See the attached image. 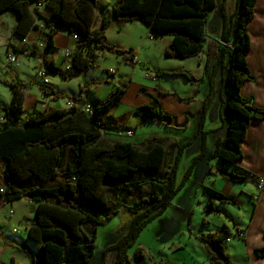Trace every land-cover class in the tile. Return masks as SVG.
<instances>
[{
	"label": "trees",
	"instance_id": "trees-1",
	"mask_svg": "<svg viewBox=\"0 0 264 264\" xmlns=\"http://www.w3.org/2000/svg\"><path fill=\"white\" fill-rule=\"evenodd\" d=\"M257 1L237 0L236 12L230 19L223 13L224 29L220 43L206 36L208 17L216 7V0H117L110 10L112 20L116 22L138 21L147 25L155 38L172 37L165 53L168 59L188 60L205 53L208 62L213 59L225 62L222 121L227 127V136L215 144L211 157L221 164L220 173L224 179L234 184L247 182L250 173L238 167L237 163L243 160L242 145L251 123L264 119V109L255 108L252 102L240 95L242 85L254 80L247 63L251 49L248 25L254 19ZM97 8V0H0V15L13 12L18 17L13 34L19 38L24 39L32 30L41 29L49 50L54 48V37L62 30L70 35H80L78 51L71 60V72L81 74L95 67L94 59L101 51L123 57L131 64L135 57L131 49L107 43L109 20L102 19L99 30L90 33ZM44 10L50 11L48 17L44 16ZM43 63L47 72L71 79L63 75L53 62L44 58ZM161 75L182 76L191 83L197 82L191 72L184 70L162 72ZM19 87L23 86L10 85L12 101L4 110L6 121L0 123V162H7V183L5 190L0 188V201L13 203L26 199L33 204L34 218L27 229V239L37 244V250L33 252L27 245L14 242H5V246L24 253L30 264H89L97 249V229L91 220L99 214L110 218L124 208L136 214L131 230L118 245L103 253L101 264L106 263L107 255L113 250L117 252L113 264H128L126 249L136 243L146 225L173 205L201 157L194 159L180 184L176 181L179 158L190 143L178 148L176 162L173 166L169 164L166 178L128 183L130 176L162 168L166 143L153 139L146 146H141L103 138L106 128L103 117H107L109 111L120 103L127 87L117 89L103 102L92 103L94 111L91 115L77 107L46 109L23 121V96ZM155 92L159 96L172 95L159 89ZM84 93L81 87L80 95L69 97V100L85 104ZM141 93L150 103L140 111L147 112L150 122L177 131L185 128L173 125L171 116L163 111L157 96L143 89ZM177 99L183 103L194 100ZM228 166L239 168L244 175L227 173L225 168ZM31 178L44 184H55L31 187ZM120 183L129 193L143 184L149 186V192L136 206V203L126 204L116 192L113 198L116 208L110 213L108 205L113 201L108 198L106 190ZM208 192L222 204L237 205L235 198L213 190ZM209 210L218 212L211 204H208ZM230 236L224 229L220 233L195 235V239L205 247L210 264H232L225 246ZM262 237L264 239V233ZM255 254L259 258L264 257V247L255 250ZM134 255L139 261L144 260L145 250L138 247Z\"/></svg>",
	"mask_w": 264,
	"mask_h": 264
},
{
	"label": "rangeland",
	"instance_id": "rangeland-1",
	"mask_svg": "<svg viewBox=\"0 0 264 264\" xmlns=\"http://www.w3.org/2000/svg\"><path fill=\"white\" fill-rule=\"evenodd\" d=\"M229 4V7L232 9L235 7L236 0H233V2ZM17 18L18 17L13 12H6V14H4L1 18V21L5 22L8 27L9 31L6 33L8 37L10 36L13 43H17V41H19V39L13 34L14 20L18 22ZM127 25L131 27V23H128ZM43 34H41L40 38L37 40L39 41L37 45L43 46L46 50V37H44ZM111 36H109L110 39ZM114 37L117 38L116 35H114ZM40 40H43L44 43H40ZM124 42H127V38L124 39ZM8 44L9 43L5 44V41L0 39V107L3 105L4 100L8 98V94L11 91L10 85H20L21 82L24 83L23 86L29 90L26 93L25 113L22 115L21 120L23 121L26 120L30 115L34 114L32 110V100L38 96L34 87L38 84H42L41 80L37 78V72H46V68L41 58L43 53L40 51L38 46H29L27 49L28 55H23L14 49V45L12 43H10L11 47L8 50ZM22 45L23 47H26L27 44L23 42ZM8 55L15 57L17 64L11 65L9 63ZM48 61L53 62L55 65V61L59 60L51 59ZM99 62H101V68H97L95 66L89 70L88 74V71L82 74L75 72L74 78L85 77L87 74L92 81L95 80L94 82L88 83V86H92L88 88L91 91H95L103 101L107 100L119 88L127 87V93L130 88L135 89L136 87L138 88L139 85L142 86V89L146 90L147 92H149V89H152L153 87L155 88L156 86H160L161 88H165L168 91L176 92L179 96L184 98L189 95V91L185 88V86H183L181 82L176 81V79H178L176 76L165 77L160 83H153V76H155V73H153L154 68L148 67L147 65H141V67L137 66L133 72L129 69H122L123 67H121L114 77V72L112 71L114 68H116L114 59L110 58L108 60L107 58V60H104L103 58H100ZM65 67L66 65L61 68V71L64 73V75L68 76V73H73L71 70L67 72ZM191 68L192 72L197 74L196 66L194 64H191ZM198 74H201V72ZM54 75L56 74L47 72V78L49 82L51 78L55 77ZM57 77L61 78L59 75ZM71 80L72 79H69L67 82L69 88L73 90L77 89L76 82ZM179 80L183 81L182 78ZM85 84L87 83H84L83 85L85 86ZM150 93L157 96V98L162 103L161 97L157 95L156 92L151 91ZM139 94L148 101L146 104L148 105L150 102L148 98L141 93V90L139 91ZM119 104L120 103H117L116 106L109 111L108 119H106V116L103 117L106 125L104 134L107 140L131 143L134 145H143L147 144L149 141H152L154 138L153 136H155L166 143V157L162 168L156 172H141L134 177L130 176L131 178L129 177L127 179L128 183H132L134 181L136 182L137 180H146L148 178H166V172L168 170L169 164L172 163V166L175 164L178 148L182 146V143H184L183 145L187 143L190 144L185 148L184 152H182L179 158V165L176 175L177 184L183 182L185 174L192 166L195 158L198 156L201 157L198 164L205 158L206 152L204 151L203 147H199V145L202 143L195 145V135L198 134V137H201L202 139V133L204 132L203 130L198 131V123L196 121L197 119L194 120L195 122L193 121L189 130L185 132L177 131L168 129L159 123L150 122L147 112L144 111L143 113L139 110V112L142 113L141 116L144 115L145 117V121L142 120L140 122L141 124L144 123L145 126L143 127V131L141 133L138 131L136 134V130L131 128V117L129 115H125V107H119ZM163 104L164 103H162V106ZM164 107L166 108V105ZM219 108L220 103L215 105V109L213 111V120L215 123L222 120L219 118ZM163 111L166 113L164 109ZM141 116L139 115V118H141ZM171 118L173 125L183 124L184 116L176 115V117L172 116ZM191 120H193V117ZM127 132H130L131 135H127ZM218 133L222 139H225L227 135V128L225 127L223 131L219 130ZM211 141L212 138L210 137V142ZM175 143L180 144L178 147H176V149L172 147ZM211 154L212 153L209 154L210 158L208 157V160L205 159L203 166L200 165L197 167V164L193 169V178H190V180L186 183L185 188L173 201V205L168 207L163 215L159 216L154 221L146 225L139 234L136 243L134 242V245L126 249L127 259L129 261L128 264H186L184 258L187 256V254L192 256L193 259L197 260L198 262H202L204 258L202 255L204 254L208 257V254L205 250V247L199 241L194 239L195 235L219 233L217 231L221 232L224 229L227 231L226 228H228L230 230V232L228 231L230 235L234 236V225L239 226L242 228L241 230L245 231V229L248 228L251 223L250 215L251 217L253 216L258 228L264 229V215H260L261 208L259 205L257 206L256 203L250 202L249 195L242 201L244 203L243 205L238 200L237 205H234L231 203L222 204L219 199L215 198H212L214 201V203H212L207 195L203 194V190L202 188H199V186L203 180L205 169L207 168L208 163L215 162L214 160H216L211 157ZM6 168L7 162L1 161L0 188L3 190H5L7 183ZM225 171L229 174L237 173L240 176L244 175V173H240L231 166L225 168ZM217 175L222 182L217 181V179L213 177H207L210 179H206L205 181L203 180L205 182L204 186L209 188L208 190H213L219 194H223L224 196L235 197L237 196L240 187H247V192H253V195L258 194L257 185L256 183H253L252 180H247V185L238 181L236 184L239 187H237L227 180L224 181V177L220 173ZM131 179H133V181ZM54 184L55 182L44 184L35 178H31L30 185L31 187H45L53 186ZM196 190L199 191L198 194H196ZM116 192L121 196L126 204L131 202L136 203L134 204L136 206L137 204L140 205L142 198L147 196L149 192V186L143 184L142 186L132 189L130 193L122 183L107 189L106 194L108 195V198L113 201L108 205V212L110 213L116 208V204L114 203L113 199ZM4 203V201H0V264H12L16 262L19 264H30L28 257L24 253L15 248L6 247L5 242L25 244L33 252L37 250V244L30 242L27 239V229L34 218V206L26 199H20L14 201L13 203H8L3 208ZM208 204H211L215 210H218V212H214L212 210L208 211ZM253 204H256L257 206L254 214H252ZM10 211H13L12 215H10ZM135 216L136 214L121 208L118 213L114 214L110 218H106L105 216L99 214L91 220L95 223L97 229V249L89 264H101L103 253L108 248L118 245L119 241L129 234ZM14 230H17V232L14 233ZM231 236V241L235 242L236 237ZM180 244L183 245V248L181 250H176L177 246ZM226 245L228 244H225V246ZM138 247H141L145 250L144 260L139 261L135 258L134 252ZM116 257L117 252L113 250L107 255L105 264H113ZM231 262L232 264H235L233 260H231Z\"/></svg>",
	"mask_w": 264,
	"mask_h": 264
},
{
	"label": "crops",
	"instance_id": "crops-1",
	"mask_svg": "<svg viewBox=\"0 0 264 264\" xmlns=\"http://www.w3.org/2000/svg\"><path fill=\"white\" fill-rule=\"evenodd\" d=\"M116 1L117 0H97L98 8L95 13V19L90 29V33L99 30L102 19L109 20V26L105 37L107 43L110 45L118 46L123 49H131L135 53L136 61L135 63L131 64L123 57L110 54L106 51H101L99 52L98 56L94 59L95 66L97 68H101V64H100L101 62H99L100 58H103L104 60H107V58L108 60L110 58H113L116 68H114V70L112 71L114 72L113 75L115 77L117 71H119L121 67H123L122 69H129L133 72L135 70V67L137 66L141 67V65H147L148 67L154 68L153 73H155V76H153L154 77L152 80L153 83H160L163 78L170 77V76L161 75L162 72H170V71H178V70L191 72V74L197 78V82L195 83L189 82L182 76H176L178 78L176 79V81L181 82L182 85L185 86V88L189 91V95L186 98L179 96L176 92H171L166 90L165 88H161L160 86H156L157 88L153 87L152 89H149V92L151 91L155 92V89H159L163 92H169L172 94L171 96H160V97L162 103H164L163 107L166 105V108L164 107L163 109L166 111L167 115L171 117L172 116L176 117V115L184 116L183 124L175 125L176 127L185 126L183 130H179V131L185 132L189 130L192 126L193 121L196 119L198 123L197 129L199 131L202 122V130L204 131L202 133V139L201 137H198V134L195 135L194 139L196 141L195 145L196 144L199 145V143H202L199 145V147L202 148L204 146L203 149H205L204 151L206 152V156L198 164L197 167H199L200 165L203 166L205 159H207L210 156L209 154L212 153L215 144L219 140H224L219 135L218 131L219 130L223 131L226 125L222 120H220V122L217 121L215 123V121L213 120V111L215 109V105L220 103L219 118L222 119V105L225 102V95L223 91L225 62L220 63L215 59H213L211 62H208V58L205 53H202L199 56L188 60H176V59L166 58L165 53L168 47L170 46V44L172 43L173 40L172 37L166 36L162 38H155L149 27L138 21L131 22V27H129L127 25L128 23L116 22L112 20L110 15V10L115 5ZM231 2H233V0H216V7L210 12L208 17V23L206 26V36L208 37V39L220 43V39L224 29L223 13H225L227 18L230 19L236 12L237 0L235 7H233L232 9L229 7L230 6L229 3ZM40 9L43 8L40 7ZM43 13L44 16L46 17L50 15V11L48 10H44ZM4 14L0 15V39L4 40L5 44L9 43L7 45L8 47L9 45L11 46L10 43H12L14 45L13 46L14 49L22 53L23 55H28L27 49L29 48V46L32 45L36 47L38 46L40 48V51H42L43 53L41 57L42 60L44 58L48 60L51 59L59 60V61H55V65L61 70V68L64 67V65L66 64V61H64L61 57V52H63L66 49L71 50L73 53H76L78 51L77 42H75L74 39H72V35L67 33L66 30H62L58 34H56V36L54 37V48L49 50L47 49L45 50L43 46L37 45V43L39 42L37 40L40 38L41 34H43L41 29L32 30L31 33L28 35V37L24 39L16 36L19 39V41H17V43H13L11 41L10 36L8 37L6 33L7 31H9L6 23L1 21V18ZM16 24L17 22L16 20H14L13 31L15 29ZM248 33L251 40V49L247 56V63L250 72L254 77V80L251 82H245L242 85L240 89V95L248 101L251 100L252 105L255 108L264 109V0H258L256 3L255 16L252 22L248 25ZM114 35H116L117 38H115ZM109 36H111V39ZM126 38H127V42H124V39ZM23 42L27 44L26 47L25 46L23 47L22 45ZM40 43H44L43 40L42 41L40 40ZM191 64H194L196 66L197 74L192 72ZM199 72H201V74H198ZM88 73L89 71L87 72V74ZM62 74L64 75L63 72ZM74 74L75 72L68 73L67 75L71 77L72 79L71 81L76 82L77 89L75 90L69 88L67 84L68 80L63 79L61 76H60L61 78H59L57 77L58 75H54L55 77L50 79V84L48 86H43L39 84L36 85L34 89L35 91H37L38 96L36 98H33L32 100L33 102L32 110L34 114L43 113L45 112L46 109H56V110L68 109L67 102L69 101V97L79 96L81 87H83L85 90L84 98L86 103L82 104L76 102V105L82 107L83 105L86 104L103 102V100H101V98L96 94L95 91H91L89 89L92 86H88V83L94 82L95 80L92 81L87 74L85 75V77L74 78ZM171 77H175V76H171ZM180 78H182L183 81H180L179 80ZM21 83L20 85L23 86L24 83L22 84ZM84 83L87 84H85L84 86L83 85ZM142 88L143 87L140 85L138 86V88L136 87L135 89L130 88L126 93V95H124V97L121 99L119 104L120 105L119 107L121 106L125 107L126 110L125 115H129L131 117L130 119L131 128L136 130L135 131L136 134L138 131L141 133L143 131V127L145 126L144 123L141 124L140 122L142 120L145 121V117L144 115L141 116L142 113L139 112V110L141 107L146 105L148 101L143 97H141L139 94V91ZM18 90H21L20 93L23 96L22 108L25 113L26 93L29 89L23 86V87H19ZM45 91L47 93H52V94L48 95L45 93ZM12 97H13V93L12 91H10V93L8 94V98L4 100V103L3 105H1L0 109L2 110L7 109L11 104ZM177 98H182V99L192 98L194 100L190 103H183L180 102ZM139 115L141 116V118H139ZM192 117L193 120H191ZM106 119H108V116L106 117ZM103 123L105 125L104 120ZM129 133L130 132H127V135ZM153 137H154L153 139L160 140V138H156L155 136ZM210 137L212 138L211 142H210ZM103 138L106 139L105 134ZM183 144L184 143H182L181 145ZM179 145L180 144L175 143L172 147L176 149V147H178ZM141 146H146V144H143ZM242 152H243V160L237 163V166L245 171H248L250 175H247V180L250 181L252 180L253 183H256L257 185L261 179L264 180V119L261 121H253L251 123L247 131L246 139L242 145ZM214 161L216 163L211 162L207 164V168L205 169V173L203 176L204 181L206 179L208 180L210 179L207 177H213L216 178L217 181H221V179H219L217 175L218 173H220V169L222 168L221 164L219 163L218 160H214ZM234 169L238 170L240 173H243V171H241L239 168H234ZM193 175L194 173L192 174L191 179L193 178ZM203 180L201 181L200 184L201 187L199 186V188H202L203 194H206L207 197L212 201V203H214L212 197L208 193L207 189L209 188H206L204 186L205 182ZM223 180L226 181V179L224 178ZM232 184L239 187L237 184L234 183ZM247 184L248 183H245V185ZM185 186L186 184L179 191L177 196L185 188ZM198 193L199 191L196 190V194ZM253 194H254L253 192L250 191L247 192V187L244 188L240 187L237 196L231 198L237 199L243 205L244 203L242 201L244 200L245 197L249 195L250 202L252 203L254 202L257 204V206L258 205L260 206L261 208L260 215L262 216L264 215V184L262 191L260 192L258 190L257 195L259 196V201L257 202L253 201V197L256 196ZM6 204L8 203L5 202L3 208L6 206ZM256 204L255 205L253 204L252 214H254L257 209ZM250 220L251 223L249 227L245 229V231L241 230L242 228H240L239 226L234 225L235 232H234V236L231 237H236L235 238L236 241L235 242L231 241L230 238V240L226 243L228 244L226 245V254L231 260L235 262V264H264V257L259 258L255 254V250L264 247V239L262 237L264 233V229L258 228L257 224L253 219V216L251 217V215H250ZM226 229L227 231L230 232L228 228ZM240 231L246 233L245 238H239L237 236V233H239ZM217 232L220 233V231ZM206 233H210V232H206ZM182 248L183 245L180 244L179 246H177L176 250L177 249L181 250ZM202 257H204L202 262H198L197 260L193 259V257L190 256L189 254H187V256L184 259L186 264H209L208 257L204 254L202 255ZM15 264H19V263L16 262Z\"/></svg>",
	"mask_w": 264,
	"mask_h": 264
},
{
	"label": "built area",
	"instance_id": "built-area-1",
	"mask_svg": "<svg viewBox=\"0 0 264 264\" xmlns=\"http://www.w3.org/2000/svg\"><path fill=\"white\" fill-rule=\"evenodd\" d=\"M72 39H74V41L77 42V43H80L81 42V37L77 33H73L72 34ZM73 54L74 53L71 50H69V49H66L63 52H61L62 59L66 61V64H65L66 67H65V69H66L67 72H69L71 70V60H72ZM8 59H9V63L11 65L17 64V60H16L15 57H13L11 55H8ZM135 61H136V57H134L132 63H135ZM37 78L39 80H41V82H42L41 85H43V86H48L50 84V82H49V80L47 78V71L46 72H44V71H38L37 72ZM250 102H252V101L250 100ZM67 106H68V109H74L76 107L78 109H82V111H84L88 115H91L93 113V111H94V108H93V106L91 104H86V105H83L82 107H80V106L76 105V103H74L71 100H69L67 102ZM5 117H6V115H5L4 110L0 109V123H4L6 121L5 120L6 119ZM99 124L100 123L98 122L97 125H99ZM128 135H131V133H129ZM263 184H264V180H262V179L257 184L258 190L260 192L262 191ZM1 192H3V190H1ZM253 201H255V202L259 201V196L258 195L254 196L253 197ZM12 214H13V211H10V215H12ZM13 232L16 233L17 230H14ZM245 234H246L245 232L240 231L239 233H237V236L239 238H245ZM229 240H230V238L227 239V242Z\"/></svg>",
	"mask_w": 264,
	"mask_h": 264
}]
</instances>
